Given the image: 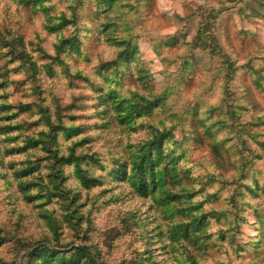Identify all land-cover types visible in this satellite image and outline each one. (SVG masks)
<instances>
[{
	"label": "clouds",
	"instance_id": "1",
	"mask_svg": "<svg viewBox=\"0 0 264 264\" xmlns=\"http://www.w3.org/2000/svg\"><path fill=\"white\" fill-rule=\"evenodd\" d=\"M0 73V264H264V0H0Z\"/></svg>",
	"mask_w": 264,
	"mask_h": 264
},
{
	"label": "rangeland",
	"instance_id": "2",
	"mask_svg": "<svg viewBox=\"0 0 264 264\" xmlns=\"http://www.w3.org/2000/svg\"><path fill=\"white\" fill-rule=\"evenodd\" d=\"M57 39L55 36H52L49 40H48V43H47V48L50 50V51H55V47H56V44H57ZM239 43V42H238ZM110 52V50H105V55H108ZM183 54V49H177L176 50V55H181ZM83 67V66H81ZM162 70V69H160ZM6 73H0V88H4L6 87L7 85V82L3 79V76H5ZM17 89H16V92H17V102L15 104H12V105H9V104H3V105H0V111H8L10 110L12 107H19L21 110L25 109V108H30L33 101L29 100L24 94L23 92L21 91V88L24 84V79L21 77L17 82ZM199 88V81H197V83H195L193 85V91H197ZM73 89L69 88V91L67 93V100H66V103L70 106L71 105V101H72V96H71V93H72ZM133 92L135 93V89H133ZM43 111V110H42ZM48 111H52L51 109H49ZM14 117L13 116H6V117H3V119H13ZM33 123H36V122H33ZM138 124L141 123V122H137ZM21 127V125H15V126H12V125H9L7 129H3V128H0V132H3V131H14V130H17ZM29 127H31V125H29ZM135 139V136L133 137ZM27 147V146H25ZM10 152H20L22 151V149H17V148H12V149H9ZM21 171H24L26 172L27 170L25 169H22ZM195 190L194 189H189L187 187H185L184 189V192L188 193L189 196L194 192ZM169 196H172L174 195L173 193L169 192L168 193ZM171 203V202H169Z\"/></svg>",
	"mask_w": 264,
	"mask_h": 264
},
{
	"label": "trees",
	"instance_id": "3",
	"mask_svg": "<svg viewBox=\"0 0 264 264\" xmlns=\"http://www.w3.org/2000/svg\"><path fill=\"white\" fill-rule=\"evenodd\" d=\"M25 170H27V171H28V169H25ZM27 171H26V172H27Z\"/></svg>",
	"mask_w": 264,
	"mask_h": 264
}]
</instances>
